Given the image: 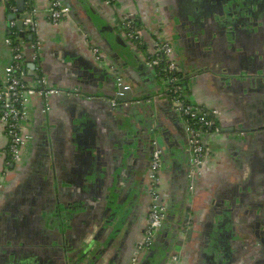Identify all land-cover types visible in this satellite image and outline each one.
Returning <instances> with one entry per match:
<instances>
[{"label": "crops", "instance_id": "1", "mask_svg": "<svg viewBox=\"0 0 264 264\" xmlns=\"http://www.w3.org/2000/svg\"><path fill=\"white\" fill-rule=\"evenodd\" d=\"M25 1V12L21 14L28 13V2L33 9L37 39L41 42L37 62L39 71L33 73L27 70V84L29 87L35 86L37 80L43 78L49 89H59L63 94H50L46 98L32 95L29 98L32 121L25 127L29 140L16 165H5L3 152L8 139L4 130L0 129V173L6 172L5 177L0 179V264H15L17 246L22 247L16 250L17 262L22 252L30 257L27 264H51L53 256H59L58 251L53 250L57 237L51 233L52 229L46 228V222L56 211L55 207L60 206L59 211L65 217L69 206L75 205L80 209L89 193V190L80 193L78 189L81 185L84 189L94 187L105 179L111 185L113 171L106 172L107 168L103 166L106 156L110 157L109 147L113 146L115 138L109 129H114V120L133 119L147 111L154 115L156 138L165 147L158 188L161 200L169 210L168 224L172 215L180 216L184 210L185 221L191 224L185 232H179L181 242L176 246L179 264H212L208 240L213 234L217 213H222L224 206L231 204L228 197L232 192L237 195L227 218L232 222L233 235L242 248L239 250L242 257L253 255V246L246 241L249 237L247 223L260 220L259 209L264 206V202H261L264 200V90L250 84L247 78L240 80L244 82L243 85L239 82L233 85L234 77L225 74L224 68L217 62L198 64L191 55L190 46L178 41L182 30L179 17H173L172 22L167 19L169 10L178 11L173 9V0H116L114 4L105 0H57L69 8V14L59 23L50 20L52 0ZM18 2L14 1L19 9ZM129 15L139 21L148 44L150 40L161 37L177 45L184 73L189 74L184 89L188 92L185 93L188 101L200 108L216 111L217 116L220 112L215 126L220 132L212 131L206 137L211 153L193 192L189 191L187 180L191 166L190 154L186 150L188 141L184 122L170 102L168 85L160 78L154 79L153 70L151 74L147 70V60L153 47L146 44L147 57L141 60L134 55L136 50L124 37L121 26L123 19ZM10 16L7 7L0 3V79L11 61L10 48L5 43L10 34ZM24 33V38H20L26 44L30 35L25 30ZM255 41L252 34L242 43L245 49L238 47L239 53H244L243 57L238 56L241 62L248 53L252 54L257 49ZM95 48L99 49V60L93 53ZM116 72L120 75V83L133 92V98L124 101L126 104L131 101L132 108L121 106L112 110L113 101L118 102L112 97L116 93L112 83L115 81L112 76ZM75 88H81L86 94H94L95 98L73 91ZM48 125L55 130L50 140L49 137L46 139ZM85 125L89 126L91 136H87L84 145L96 151L94 158L97 162L94 163L97 171L86 169L84 160L87 154L79 151L72 141L77 138L76 131H82ZM48 140L50 147L46 145ZM137 164L132 169L136 172L133 181L138 187L142 169L141 164ZM53 167L58 168V173H53ZM39 168H44L45 173H40ZM36 182H41L42 193L29 199L26 212L22 215L23 224L26 220H34L36 227L26 224L16 227L15 232V195L19 196L26 184L31 186ZM100 193L97 190L96 197L92 196L93 203H102L100 198L103 193ZM247 193V197H251L250 202L240 201L241 196ZM134 204L136 207L125 229L131 239L127 248L132 258L135 245L146 226L149 201L145 205L141 200ZM95 214L93 220L97 221ZM98 220L93 232L98 230ZM15 233L19 238L16 241ZM83 234L81 231L80 236ZM24 242L28 245H23ZM76 243V251L86 247L83 242ZM224 249L229 252L226 247ZM111 253L113 259L110 264H113L118 252L113 250ZM67 258L65 254L62 260L57 257L59 264L67 262Z\"/></svg>", "mask_w": 264, "mask_h": 264}, {"label": "flooded vegetation", "instance_id": "2", "mask_svg": "<svg viewBox=\"0 0 264 264\" xmlns=\"http://www.w3.org/2000/svg\"><path fill=\"white\" fill-rule=\"evenodd\" d=\"M173 3V9H178V11H173V13L172 10H169L167 19H170L172 22L173 17L176 15L179 17V25H181L182 30L178 35V41L184 46H190L191 55L196 59L198 64H205V61L217 62L219 66L224 68L223 71L225 74L234 77L232 78L233 85L237 82L243 85L244 82L240 80L247 78L250 84L253 86H260L261 89L264 90V0H175V2L173 0ZM137 24L142 35L143 30L138 20ZM199 24L203 25V30L199 28ZM121 28L124 35L123 27L121 26ZM252 34L256 38L255 42L257 43V49L252 52V54L248 53L247 57H244L245 62H241L238 56L243 57L244 53L240 51L241 54L238 50H240V47L245 49V47H242V43L250 38ZM127 40L137 51H134V55L141 60L147 55L146 44L151 48L155 46V44L164 41L160 37L153 41L150 40L148 44V41H146L144 35H142L143 45L139 47L141 49H137L138 46L135 42L129 39ZM171 45L173 59L178 65V70L174 74L176 83L183 86L185 89L189 74L184 73L181 55L178 52L177 45L174 43ZM218 46L221 47L219 48ZM237 52L240 55H236ZM147 70L151 74L153 69L147 66ZM112 77L115 80L112 81V83H114V91L117 93L119 84L116 79H119L120 75L116 72ZM244 81L246 82V80ZM98 86L99 83H97L96 87ZM55 90H57L58 94L53 95L57 96L63 94V91L59 89ZM73 91L87 95L93 99L95 98L94 94H86L81 88H75ZM186 92L187 90L184 91V93ZM70 94H72V92H70ZM132 105L133 103H131V101L127 104L124 103V101L119 103L116 102L115 105H112V110L115 111L121 106L129 109L132 108ZM219 115L220 112H218V116ZM154 120V115L150 111L145 112L143 116L139 115V117H134L133 119L130 118L129 120L122 121L114 120V129H112V131L109 129V133L111 132L112 136L115 137L114 144L112 147H109L110 157L106 156V160L104 159L103 164V166H105L104 168H107L106 172L113 171L112 177L114 179L111 183L112 186L108 184V179L102 180L100 185L94 187L87 186L84 189L83 185H81L78 191L83 194L85 190H89V193L86 195L80 209L75 205L69 206V212L65 214V217L61 215L59 211L60 206H58V208L55 207L56 211H53L52 217L49 219L48 223L46 222V228L52 229L51 233L53 236L55 235L57 237V241L54 242L53 250L59 253V256H53V261L52 263L50 262L51 264L54 262L59 264L64 254L67 255L68 258L67 262L63 261V264H110L113 259H111V251L113 250L118 252V258L115 257L117 260L113 264H131L132 256L130 257V249L127 248L131 239H129L125 231L127 227L126 224L131 217V212L136 207L134 203L141 200L145 205L147 200L149 201L150 190L152 188L149 172L156 148L159 147L162 150L163 159L165 156V147L156 138L157 125L154 123ZM31 121L29 114L24 127L30 125ZM50 127L52 126L48 125L46 129V139L49 137V140L53 139V134L55 133L54 128ZM88 128L89 126L85 125L82 131L77 130V138L72 139V141L79 151L87 154L86 160H84L87 165L86 169L88 171H97L96 163H94L97 162L94 158V153H96V151L84 145L87 136H91ZM103 130L106 131L105 128H103ZM218 132H220V129ZM49 140L46 142L47 147H50V143H48ZM74 140L76 141L74 142ZM206 142L209 148L210 144L207 138ZM186 150L189 152L188 147ZM210 153L211 150L209 148V155L204 160L202 166L196 170L194 176H190V173H187L190 192L195 190L196 180L202 177V169L206 165ZM18 161L15 162V165ZM90 161L91 163H89ZM138 162L141 164L142 171L141 183L140 186L137 187L133 181L136 172L132 169V166L137 167ZM39 169L40 173H45V171L43 172L44 168ZM53 169L54 174L58 173L57 167H53ZM39 174L36 176L38 179L40 178ZM3 178H1V180ZM36 184L38 186H35ZM40 185L41 182H36L34 185L32 183L31 186H29L28 183L21 189L20 197L15 195V205H17L15 206V232L16 227L19 226L20 228L26 224L36 227V221L34 220H26L23 224L22 215L26 212L29 199L42 193ZM97 190H99V193H103V197L100 198V201H102L101 204H97V202L93 203L94 197L92 196L95 195L96 197ZM248 194L249 193L244 197L241 196L242 199H240V201L250 202L251 197H247ZM236 195L235 192H232L228 197L231 204H229V206L227 205V207L224 206L222 213L217 211L218 215L213 223L214 231L208 240L209 245H207L212 254L210 256L211 263L264 264V206L259 209L261 213L260 220L250 222V224L247 223L249 237L246 241H250L255 253L253 255L247 254L245 255L246 257L243 258V255L239 251L242 250V248L239 246L240 244H238L239 242L237 238H235L236 236L233 235L234 231L231 227L232 222L227 218V214L230 213L233 208V201ZM129 198L131 199L129 200ZM261 202H264V200ZM257 204L258 203H256V206ZM94 213H96L95 216H97V221L93 220ZM185 213L186 210L181 212L180 216H176V214L172 215L169 225L170 215L167 209V215L160 233L157 235L152 246L136 258L134 264H179V253L176 250V246L181 242V234H179V232L181 231L183 233L191 226L190 223L185 221ZM72 215L73 217H71ZM98 216H100V218H98ZM145 217L147 226L148 209ZM98 219H100V225L98 226V230L93 232L94 226L99 221ZM146 226L135 245V249L144 239ZM81 231L84 233V237L80 236ZM17 237L18 235L15 233V241L19 239ZM76 242H83L86 247H84L83 250L79 249L76 251ZM16 244L17 243H15V246H17ZM23 245H28V243L24 242ZM225 247L229 252L225 251ZM19 248L22 247H15V264H27L30 257H27L26 253L23 252L19 258V262H17L16 250ZM175 255L178 257L176 263L172 260ZM57 257L60 258V260L57 259Z\"/></svg>", "mask_w": 264, "mask_h": 264}, {"label": "built area", "instance_id": "3", "mask_svg": "<svg viewBox=\"0 0 264 264\" xmlns=\"http://www.w3.org/2000/svg\"><path fill=\"white\" fill-rule=\"evenodd\" d=\"M15 0H0L5 5L11 16L19 15V9L14 3ZM109 4H114L116 0H105ZM69 14V8L62 6L57 0H52L49 9L50 20L59 23ZM18 20L9 21L10 34L5 43L10 48V64L5 69V74L0 79V129L4 130L8 139V144L3 152L5 165L11 166L19 160L21 151L28 140L24 133V125L29 115V98L32 95L48 97L50 94H58L57 90L49 89L43 78L37 80V85L29 87L27 84V65L29 62L37 63L40 59L41 42L37 39V27L34 20L33 11L21 14L24 30L33 36L34 40L29 43L21 42ZM123 30L126 39L135 42L138 47H142L143 40L137 24V18L129 15L123 19ZM97 60L100 59L99 49L93 50ZM147 65L156 71L167 86L170 102L175 111L182 118L187 133L188 148L190 154V176L196 174V170L202 166L204 160L209 155V148L206 137L212 130L219 131L216 126V111H209L191 104L184 93L183 86L176 83L175 72L178 65L173 59V50L170 41H163L155 44L152 53L149 54ZM39 68H37V71ZM116 101H113V105ZM163 152L157 147L150 166L149 179L152 188L149 195L148 221L144 232L143 241L137 246L131 264L145 250L150 248L160 233L166 217L167 208L161 200L159 192L160 173L162 168ZM6 172L0 173V179ZM173 262L178 261V257H173Z\"/></svg>", "mask_w": 264, "mask_h": 264}, {"label": "water", "instance_id": "4", "mask_svg": "<svg viewBox=\"0 0 264 264\" xmlns=\"http://www.w3.org/2000/svg\"><path fill=\"white\" fill-rule=\"evenodd\" d=\"M25 5H26V1L25 0H19L18 6H19V12H20V14L19 15H15V16H10V19H19L17 23H18V29L20 31V36L22 38H24V34L25 33H24L23 21L20 20V18H21V13H24L25 12ZM202 27H203V25L202 24H199V28L201 30H203ZM33 40H34L33 36L30 35L28 37V41L31 42ZM27 70H30V71H33V73H36V71H37V63H35V62H29V64L27 65ZM116 80L118 81V84H119V86L117 87V94H116V96H114L116 98V100L118 102H123V101H126V100H131L133 98V92H132V90L131 89H128L122 83H120V80L119 79H116ZM41 97H44L45 98V96H41Z\"/></svg>", "mask_w": 264, "mask_h": 264}, {"label": "rangeland", "instance_id": "5", "mask_svg": "<svg viewBox=\"0 0 264 264\" xmlns=\"http://www.w3.org/2000/svg\"><path fill=\"white\" fill-rule=\"evenodd\" d=\"M153 73H154L153 75H155L154 77H155V78H158L155 70H153ZM24 133L27 134V133H26V129H24Z\"/></svg>", "mask_w": 264, "mask_h": 264}, {"label": "trees", "instance_id": "6", "mask_svg": "<svg viewBox=\"0 0 264 264\" xmlns=\"http://www.w3.org/2000/svg\"><path fill=\"white\" fill-rule=\"evenodd\" d=\"M27 5H28V10H29V11H32V8H31V6L29 5L28 2H27Z\"/></svg>", "mask_w": 264, "mask_h": 264}]
</instances>
